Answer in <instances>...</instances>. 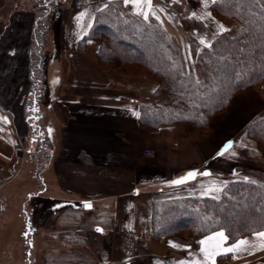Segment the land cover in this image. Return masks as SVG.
<instances>
[{
    "label": "crops",
    "instance_id": "0c3cea01",
    "mask_svg": "<svg viewBox=\"0 0 264 264\" xmlns=\"http://www.w3.org/2000/svg\"><path fill=\"white\" fill-rule=\"evenodd\" d=\"M81 1L87 3L70 12L64 22V47L58 60L56 52L50 60L59 86L56 102L63 113L56 125L40 124L51 160L42 171L39 195L58 207L47 206L41 214V223L44 217L56 239L41 249L38 264H264V238L258 233L234 243L227 238L209 239L216 233L200 239L199 247L192 249L167 237L156 238L152 224L156 201L218 198L239 178L264 182V146L247 133L264 116V82L261 89L249 87L236 94L205 131L186 124L163 127L153 135L141 125L139 110L141 100L156 91V84L102 68L95 40L80 47L100 0ZM5 2L0 0V13H7V23L0 27V92L9 100L30 68L36 17L31 9L5 8ZM161 2L175 14H184L187 21L211 22L222 28V22L211 15L212 0ZM126 4L136 11H159L157 0H151L150 9ZM48 91L53 99L52 88ZM7 104L0 100V204L2 192H8L6 201L16 204L21 143L16 113L11 102ZM40 113V121L45 120V111ZM229 142L231 148L224 151ZM189 172L195 173L194 178L173 183ZM85 203L91 208H85ZM7 207L0 212V221L14 219ZM235 245L240 250L224 251ZM202 249L220 254L205 261Z\"/></svg>",
    "mask_w": 264,
    "mask_h": 264
},
{
    "label": "trees",
    "instance_id": "16d2710c",
    "mask_svg": "<svg viewBox=\"0 0 264 264\" xmlns=\"http://www.w3.org/2000/svg\"><path fill=\"white\" fill-rule=\"evenodd\" d=\"M110 1L95 14L93 25L81 43L92 39L100 42L96 58L104 69L142 71L140 75L158 79L159 87L152 100L142 102L139 110L140 123L151 134L157 135L163 127L186 124L205 131L212 118L224 111L236 94L262 82L264 3L258 5L253 0L213 3L212 14L228 29L219 32L210 44L201 43L198 47L191 44L193 63L197 69L200 67L193 72L187 71L186 57L164 26L123 13L115 5L116 0ZM42 12L39 14L43 16H37L33 26V36L38 31L41 34L33 38L31 46L28 68L31 81L38 68L35 62L41 60L45 48L41 40L49 15L46 8ZM42 88V82L35 88L38 102ZM30 126L33 130L40 129L38 118ZM247 133L264 146V116L251 124ZM42 156L49 157L43 142L36 158ZM152 224L156 238L167 237L192 249L199 247L200 239L220 232L229 243H234L264 231V182L239 178L231 181L218 198L156 201Z\"/></svg>",
    "mask_w": 264,
    "mask_h": 264
},
{
    "label": "rangeland",
    "instance_id": "374dc122",
    "mask_svg": "<svg viewBox=\"0 0 264 264\" xmlns=\"http://www.w3.org/2000/svg\"><path fill=\"white\" fill-rule=\"evenodd\" d=\"M97 2L96 13L100 8L105 6L107 1L100 0ZM84 3L87 2H82L81 0H6L4 4L5 8L9 7V9H31L34 17L40 16L41 14L39 13L43 14L42 11L46 8L49 16L47 23L45 24L46 28L43 31L44 39L42 38L41 40V42L45 43V48L41 54V60L35 62L37 64L36 67L38 68L36 71L34 70V74L32 75L34 80H30L28 72L25 77L24 75L21 76L15 92L12 96L10 95V98L12 97V99L9 98V100H6L4 93L0 92V100H2V103L7 106L8 101H10L13 107L12 110L16 113L18 139L21 143L18 157V168L20 169L19 178L21 177V182L18 183L15 191L17 197L16 204L10 203L9 200L6 201L5 195L9 197L8 192H2L0 212L4 213L6 206H8L6 211L12 213L11 216L14 219H11L10 222L0 221V226L2 225L0 229V264H38V261L40 263L41 249H45V246L55 243L53 242L56 239L55 235L53 236L55 233L51 231V226L44 217L42 218L43 222L41 223V214L47 206L54 209L58 206L53 203L51 205L48 204L47 200L39 195L42 188L40 184L41 174L44 168L48 165V162H50L51 156L49 153L48 159H45L43 156L36 158V154L42 146V129L40 130L38 128L37 130H33L30 124L38 118V125L41 123L48 124L49 122L56 125L62 118L63 112L61 111L58 102H56L58 97H60L59 86L54 77V72L51 71L50 60L52 59L53 54H55L54 52L57 53L58 56L56 57V60H58L61 48L64 47L62 44V38L66 17L70 15V12L72 13ZM157 3L159 11L150 12L147 20H145L142 15L137 14L138 11L132 10L125 1L116 0L115 5L119 6L123 13L131 14L145 22L160 23L164 26V28L170 33L173 43L180 49L181 54L184 55L183 57H186L187 71L197 72L200 67L197 69V66L193 63V56L189 50L191 44H197L198 47L202 40L204 41L202 44H210L215 36L222 31L221 27L227 30L228 25L224 24L221 20H218L212 12L211 15L219 22H222L223 25L220 27L221 29L215 28L211 22H190L186 20L187 17L183 16L184 14H175L172 12L169 6L164 4V2L160 3V0H157ZM41 6L43 7L42 10L40 9ZM6 23L7 13L2 11L0 13V24H2L0 27ZM40 34L41 33L38 31L35 36L31 35L32 45L34 44L33 38L39 37ZM97 42L100 48V42ZM83 45L84 44L81 43L80 47ZM60 63L62 64L63 62L60 61ZM120 73L127 76L145 77L156 84V90L159 87L158 79L152 75L151 77L145 76V74L140 75L142 71L137 72L134 70H128V72L120 71ZM41 82L42 89H44V96L43 99H40L38 102L35 88ZM263 82L264 78L260 85L255 86L254 88L261 89ZM48 86H50L52 92H54V94H51L53 99L48 95V89L50 88ZM155 92L150 94L147 98L142 99L141 102H150ZM130 96L132 95L130 94ZM36 102H38V104ZM42 111H45L46 117L45 120L43 119L40 121V112ZM36 114L39 116H36ZM241 176L244 177L245 175L241 174ZM13 192L14 191H11V193ZM30 192L34 195L28 197L27 194ZM5 201L9 204L5 205ZM26 233H28L27 236H25ZM46 234H48V237ZM50 234L52 236H49ZM29 242H32V247H30ZM28 252H30V254H28ZM46 264L51 263L46 262Z\"/></svg>",
    "mask_w": 264,
    "mask_h": 264
},
{
    "label": "snow or ice",
    "instance_id": "6c2138e0",
    "mask_svg": "<svg viewBox=\"0 0 264 264\" xmlns=\"http://www.w3.org/2000/svg\"><path fill=\"white\" fill-rule=\"evenodd\" d=\"M129 2H131V3H133V4L137 5V6H139L141 4H144V5H147V7L149 9L151 8V0H125V3H129ZM217 2H218V0H212V3H217ZM253 2L259 5V4L264 3V0H253ZM205 3H207V0H205ZM137 14L142 15L144 17V19L147 20L149 12L141 10V11H138ZM225 30L226 29H223V27H222V31H225ZM201 43H204V41L202 40ZM229 148H231V142H229V144L225 147L224 151H227ZM220 154L222 155L223 153H220ZM208 174L209 173H204V175H208ZM194 176H195V173L189 172L186 177L181 178V179L176 180V181H173V183L174 184H183V183L186 182L187 179L194 178ZM253 183H255V182L253 181ZM84 207L85 208H91V204L90 203H85ZM96 230L98 232L103 231L100 228H97ZM217 237L221 241L226 240V237H225L223 232L217 233L216 236L210 237L209 239L215 240V239H217ZM258 237L264 238V232L258 233ZM205 243H206V241H201V244H205ZM245 243H247V242L246 241H241L240 242V244H245ZM173 246H175V245H173ZM262 246H264V245H262ZM216 247L219 248V245H216ZM237 250H240V245H235L232 248L224 249L225 252H231V251H237ZM202 251H204V253H205V261H207L209 259H213L214 260L215 255L220 254L219 252H209L207 249H202Z\"/></svg>",
    "mask_w": 264,
    "mask_h": 264
},
{
    "label": "water",
    "instance_id": "95a60500",
    "mask_svg": "<svg viewBox=\"0 0 264 264\" xmlns=\"http://www.w3.org/2000/svg\"><path fill=\"white\" fill-rule=\"evenodd\" d=\"M27 235H28V233L25 234V236H27ZM29 245H30V247H32V242H29ZM28 254H30V252H28Z\"/></svg>",
    "mask_w": 264,
    "mask_h": 264
},
{
    "label": "built area",
    "instance_id": "2783aa9c",
    "mask_svg": "<svg viewBox=\"0 0 264 264\" xmlns=\"http://www.w3.org/2000/svg\"><path fill=\"white\" fill-rule=\"evenodd\" d=\"M148 154L152 155V152H149Z\"/></svg>",
    "mask_w": 264,
    "mask_h": 264
}]
</instances>
